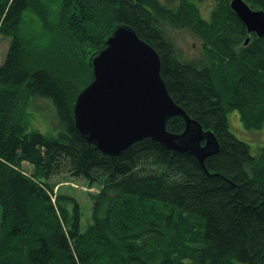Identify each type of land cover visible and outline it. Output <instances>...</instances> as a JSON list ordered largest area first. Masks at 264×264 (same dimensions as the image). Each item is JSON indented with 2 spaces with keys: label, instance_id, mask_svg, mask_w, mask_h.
<instances>
[{
  "label": "trees",
  "instance_id": "trees-1",
  "mask_svg": "<svg viewBox=\"0 0 264 264\" xmlns=\"http://www.w3.org/2000/svg\"><path fill=\"white\" fill-rule=\"evenodd\" d=\"M200 1L0 0L10 41L0 65V264H264V147L254 154L229 122L236 111L246 130L264 128V37L248 33L231 0H216L208 20ZM245 1L264 11V0ZM122 23L158 52L174 101L215 134L219 152L204 166L148 138L108 156L76 128L89 58ZM166 25L196 34L204 58L184 60ZM38 98L53 103L56 135L30 129ZM184 129L183 117L168 122ZM64 173L98 189L85 230L77 200L51 183Z\"/></svg>",
  "mask_w": 264,
  "mask_h": 264
},
{
  "label": "water",
  "instance_id": "water-1",
  "mask_svg": "<svg viewBox=\"0 0 264 264\" xmlns=\"http://www.w3.org/2000/svg\"><path fill=\"white\" fill-rule=\"evenodd\" d=\"M230 8L248 33L264 37L263 10L252 9L245 0H231ZM89 67L93 80L78 93L74 118L91 148L120 156L148 138L170 151L195 156L203 166L219 152L215 134L205 131L171 97L158 52L130 25L114 27L104 47L89 58ZM174 117L185 120L180 134L168 131Z\"/></svg>",
  "mask_w": 264,
  "mask_h": 264
},
{
  "label": "rangeland",
  "instance_id": "rangeland-1",
  "mask_svg": "<svg viewBox=\"0 0 264 264\" xmlns=\"http://www.w3.org/2000/svg\"><path fill=\"white\" fill-rule=\"evenodd\" d=\"M167 3V0H162ZM199 9L204 19L208 20L215 8L216 0H201ZM167 36L176 45L182 58L186 61L202 60L204 58L201 39L188 29H177L171 25H166ZM9 39L0 37V65L3 63L8 47ZM27 120L30 129H35L48 135H56L59 130V123L53 103L49 99L38 98L34 100ZM231 131L241 140L251 145L252 152L257 154L264 147V128L260 131L246 130L240 120L239 114L232 111L229 114ZM22 170L28 175L34 173V166L24 162ZM51 183L56 185L55 191L59 195L71 196L77 200L83 211L82 227L86 229L91 220L92 202L90 194L97 193L96 187H90L83 179L73 178L64 173L51 178ZM2 222V208L0 206V227Z\"/></svg>",
  "mask_w": 264,
  "mask_h": 264
}]
</instances>
